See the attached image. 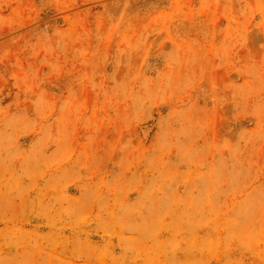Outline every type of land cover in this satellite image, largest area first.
<instances>
[{
	"label": "rangeland",
	"instance_id": "1",
	"mask_svg": "<svg viewBox=\"0 0 264 264\" xmlns=\"http://www.w3.org/2000/svg\"><path fill=\"white\" fill-rule=\"evenodd\" d=\"M0 264H264V0H0Z\"/></svg>",
	"mask_w": 264,
	"mask_h": 264
},
{
	"label": "bare ground",
	"instance_id": "2",
	"mask_svg": "<svg viewBox=\"0 0 264 264\" xmlns=\"http://www.w3.org/2000/svg\"><path fill=\"white\" fill-rule=\"evenodd\" d=\"M144 130H147V129H144ZM144 134L147 135L148 134V131H146Z\"/></svg>",
	"mask_w": 264,
	"mask_h": 264
}]
</instances>
